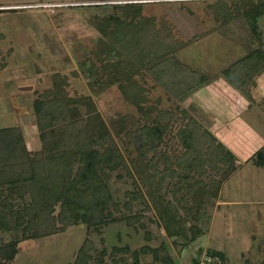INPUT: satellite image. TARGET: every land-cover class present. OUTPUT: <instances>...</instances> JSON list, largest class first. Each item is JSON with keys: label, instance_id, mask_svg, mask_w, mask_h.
I'll return each instance as SVG.
<instances>
[{"label": "rangeland", "instance_id": "1", "mask_svg": "<svg viewBox=\"0 0 264 264\" xmlns=\"http://www.w3.org/2000/svg\"><path fill=\"white\" fill-rule=\"evenodd\" d=\"M131 2L143 3L142 15L155 17L157 28H162L164 23L171 27L174 37L185 44L174 57L184 68L199 73L203 82L201 87L178 99L147 74L135 76L147 98L145 107L171 110L176 115L170 132L162 136L155 151L139 148L137 141L126 134L127 131H123L120 137L114 134L111 125L123 116L134 115L142 124L146 123L140 110L124 99L118 85L98 93V89L93 90L84 76L75 77L73 74L79 71L75 49H94L98 41V32L88 22L89 17L96 13L112 14L111 10L66 8L80 5L74 0H0V129L18 126L28 147L32 151L40 150L41 132L33 109L34 100L38 93L53 89L56 74L67 75L70 82L68 90L75 99L73 105L84 117L88 116L92 104L96 107L134 175V178L129 176L124 167L114 172L105 171L113 200L121 208L120 213L114 214L115 220L100 226L79 222L64 233L23 242L12 264H74L81 257V249L87 240L92 243L88 264H165L155 260L151 251L157 249L163 239L168 241L176 264L181 263L183 245H174L173 238L160 228L158 207L149 196L153 192L152 185L164 180L168 187L170 182L178 181L177 177L167 173L178 170L177 157L185 152L177 137L184 111L189 115L188 120L195 119L215 136L213 112L207 109L208 105L199 95L203 89L220 80L231 86L225 71L252 50L263 47L264 15L258 20L260 35L257 36L246 18L237 15L236 7L241 14L245 10L241 0ZM226 6L235 15L234 19L227 20L220 14L219 10L226 9ZM253 97V100L245 97L250 100L252 108L243 112L241 118L252 131L264 138V75L253 91ZM17 101L19 105H15ZM167 123L162 122L164 125ZM232 142H235V148L241 146L240 138ZM141 150L148 160L154 158L156 169L161 173L158 175L154 168H147L149 182H144L143 174L137 173L131 165ZM248 151L244 154L249 155ZM256 162L255 155L244 166L235 159L236 171L224 183L220 198L221 203L226 199L231 203L215 208L214 200H207L202 203L199 213L202 232L207 235L211 231L207 250L220 254L226 264H264V167ZM129 193L144 197L134 202L132 211L124 207L130 200ZM232 201L261 204L256 214L252 212V206L236 205ZM137 218L133 226L128 224L129 219ZM192 231V225L188 224L187 234L191 236ZM204 234L188 245L184 244L182 262L195 253L199 243L206 242V237L201 238ZM2 237L6 242L21 240L22 231L4 232ZM226 256H229L228 261Z\"/></svg>", "mask_w": 264, "mask_h": 264}, {"label": "trees", "instance_id": "2", "mask_svg": "<svg viewBox=\"0 0 264 264\" xmlns=\"http://www.w3.org/2000/svg\"><path fill=\"white\" fill-rule=\"evenodd\" d=\"M74 1L80 5L66 8L112 11V14L96 13L89 17L88 22L98 32V41L94 49H75L79 71H74V76H84L98 93L118 85L124 99L140 110L146 123L142 124L134 115L123 116L112 123L114 134L120 137L127 131L139 148L155 151L176 115L171 110L145 107L144 89L134 78L147 74L178 99L201 87V75L184 68L174 57L185 44L174 37L167 23L157 28L155 17L142 15L143 3ZM241 2L245 10L241 14L236 7L237 15L244 16L259 36L258 20L264 15V0ZM225 8L219 10L220 14L227 20L234 19L231 9ZM263 75L264 45L225 71L229 84L250 100L254 99L253 91ZM54 83L53 89L38 93L33 103L41 132L40 150L32 151L28 147L18 126L0 129V264H12L23 242L64 233L79 222L100 226L115 220L114 214L120 213L121 208L113 200L105 171L124 167L134 178L96 107L92 104L88 116L84 117L73 105L75 99L68 90V76L56 74ZM188 117L184 111L183 123L177 132L185 152L177 157L178 170L167 173L178 181L170 182L168 187L164 180L154 182L149 195L158 207L160 228L167 236L177 238L175 245L181 240L187 245L204 234L198 222L202 203L215 200L223 183L236 171L232 153L198 121ZM164 121L168 123L162 124ZM255 157L256 163L264 167V147ZM131 162L134 170L143 174L144 182L151 180L147 174L149 167L161 174L154 158L148 160L142 150ZM163 189L166 191L162 192ZM128 195L130 200L124 207L132 211L134 202L144 197L138 193ZM135 221L138 218L129 219L128 224L133 226ZM188 224L193 228L191 236L187 234ZM15 229H21L22 239L6 242L2 233ZM91 247V241L87 240L74 264H88ZM151 251L155 260L176 264L165 241Z\"/></svg>", "mask_w": 264, "mask_h": 264}, {"label": "crops", "instance_id": "3", "mask_svg": "<svg viewBox=\"0 0 264 264\" xmlns=\"http://www.w3.org/2000/svg\"><path fill=\"white\" fill-rule=\"evenodd\" d=\"M199 98L202 99L203 103L208 105L207 109L213 112L212 116L214 115V117L211 118L215 119L214 126L216 131L214 133L216 138L219 139L220 142L225 147L228 148V150L232 153L234 158L239 162V165L244 166L246 162L253 155H255V153L261 147L264 146V138L260 136L257 132L252 131L249 128L248 124L241 118L243 112L251 110L252 107L250 106L251 105L250 100L246 99L245 97L243 98V96L237 90L229 86L227 83L225 84V81L223 80L212 83L208 88L203 89L202 94L199 95ZM209 103H211L213 106H211ZM16 104L19 105L18 101L15 103V105ZM239 133H243V134L239 135ZM237 138L238 139L240 138L241 146L236 147L237 148L236 149L234 144L235 142H232V140L233 139L236 140ZM242 143H244V145ZM246 150L249 152V155L244 154ZM224 183L222 185L219 196L214 200L215 208L220 207L224 203L226 204L231 203L229 199H226V201L222 203L220 201V198L222 197L224 191ZM232 203H235L236 205L243 204L247 206H252L251 210L252 212L255 211L256 214L258 213V209H259L258 206H260L259 204H261L258 202L251 204L249 202H241V201L240 202L232 201ZM210 233L211 231L209 230L207 235L204 234L205 236L201 237V238L206 237L207 238L206 242L204 244L199 243V245H197V247L195 248V253L192 254V256H190V258H188L185 262H182V251L186 248L183 245L185 241L181 240L179 242L178 244L179 246L183 245L182 246L183 248L181 247L182 249H181L180 264L192 263L196 259L201 249H207V243L210 238ZM171 238H173V242L177 241L176 237H171ZM165 242L168 244V241ZM226 259H227L226 261H228L229 256H226Z\"/></svg>", "mask_w": 264, "mask_h": 264}, {"label": "built area", "instance_id": "4", "mask_svg": "<svg viewBox=\"0 0 264 264\" xmlns=\"http://www.w3.org/2000/svg\"><path fill=\"white\" fill-rule=\"evenodd\" d=\"M190 264H226V262L222 259L219 254L212 253L207 249H201L196 259Z\"/></svg>", "mask_w": 264, "mask_h": 264}, {"label": "flooded vegetation", "instance_id": "5", "mask_svg": "<svg viewBox=\"0 0 264 264\" xmlns=\"http://www.w3.org/2000/svg\"><path fill=\"white\" fill-rule=\"evenodd\" d=\"M12 106H14V104H13ZM14 107H15V106H14ZM28 107H29V106H28ZM29 108H32V107L30 106Z\"/></svg>", "mask_w": 264, "mask_h": 264}]
</instances>
